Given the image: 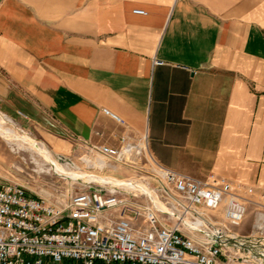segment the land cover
Returning <instances> with one entry per match:
<instances>
[{
    "label": "crops",
    "instance_id": "obj_1",
    "mask_svg": "<svg viewBox=\"0 0 264 264\" xmlns=\"http://www.w3.org/2000/svg\"><path fill=\"white\" fill-rule=\"evenodd\" d=\"M0 114L78 143L145 137L162 167L256 188L264 0H0Z\"/></svg>",
    "mask_w": 264,
    "mask_h": 264
},
{
    "label": "built area",
    "instance_id": "obj_2",
    "mask_svg": "<svg viewBox=\"0 0 264 264\" xmlns=\"http://www.w3.org/2000/svg\"><path fill=\"white\" fill-rule=\"evenodd\" d=\"M78 144L80 160H104L102 170L87 167L108 171L112 183L50 199L0 178V264H264V184L177 173L148 155L145 137L121 136L116 148ZM249 206L252 232L244 236L236 229Z\"/></svg>",
    "mask_w": 264,
    "mask_h": 264
},
{
    "label": "rangeland",
    "instance_id": "obj_3",
    "mask_svg": "<svg viewBox=\"0 0 264 264\" xmlns=\"http://www.w3.org/2000/svg\"><path fill=\"white\" fill-rule=\"evenodd\" d=\"M13 127L7 125L5 127L11 128L15 133L25 132L27 133L34 142L33 147H38L40 143L44 144L45 147L52 153L55 160L61 156L63 163L71 162L76 165L80 172L98 177H112L108 171H98L96 169H90L80 160L84 154V149L75 141L70 138L52 137L44 131L32 128L28 124L21 122L20 120H13ZM38 145V146H37ZM36 160L44 161V157L33 156ZM147 157V155H146ZM100 158V157H96ZM42 159V160H41ZM59 160V159H58ZM46 166V165H45ZM47 167V166H46ZM38 167L33 163L31 154L25 151H18V153H12L10 146L0 135V178L13 183H18L29 187L33 191L39 193L42 197L50 198L57 195H63L64 197L69 196L71 193H75L80 190L86 189L87 181L80 179L73 181L65 179L60 175L50 173H38L36 172ZM36 172V173H35ZM114 175L118 178L128 175L125 170H118L114 172ZM253 206H249L245 219L242 225L236 230L244 236L250 235L251 225L253 223Z\"/></svg>",
    "mask_w": 264,
    "mask_h": 264
},
{
    "label": "bare ground",
    "instance_id": "obj_4",
    "mask_svg": "<svg viewBox=\"0 0 264 264\" xmlns=\"http://www.w3.org/2000/svg\"><path fill=\"white\" fill-rule=\"evenodd\" d=\"M11 125L12 122L9 118L0 114V135L5 139V141L10 146V151L12 153H18V151H25L31 154L33 163L36 165L38 173H50L51 171L57 175L65 177V179H70L77 181L83 179L87 182H99V183H112L111 179L96 177L89 174L80 172L79 168L71 162L63 163L60 159L61 156L57 157L55 160L52 156V153L45 147L44 144L40 143L38 147H33L31 144L34 142L27 133H15L13 129L7 128L5 126ZM13 127V126H12ZM42 157L44 161L36 160L33 156ZM59 159V160H58ZM42 160V159H41ZM86 167L91 166L102 170L106 164L102 158H83ZM47 167H46V166Z\"/></svg>",
    "mask_w": 264,
    "mask_h": 264
}]
</instances>
